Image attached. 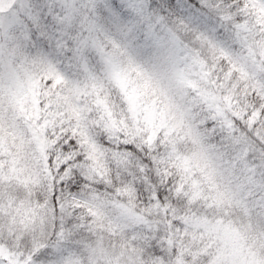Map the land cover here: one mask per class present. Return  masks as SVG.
Listing matches in <instances>:
<instances>
[{
  "label": "snow or ice",
  "instance_id": "6c2138e0",
  "mask_svg": "<svg viewBox=\"0 0 264 264\" xmlns=\"http://www.w3.org/2000/svg\"><path fill=\"white\" fill-rule=\"evenodd\" d=\"M0 264H264V0H0Z\"/></svg>",
  "mask_w": 264,
  "mask_h": 264
}]
</instances>
